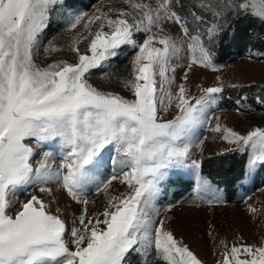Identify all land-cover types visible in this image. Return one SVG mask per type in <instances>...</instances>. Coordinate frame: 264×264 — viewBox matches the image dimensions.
<instances>
[{"label": "snow or ice", "instance_id": "1", "mask_svg": "<svg viewBox=\"0 0 264 264\" xmlns=\"http://www.w3.org/2000/svg\"><path fill=\"white\" fill-rule=\"evenodd\" d=\"M123 2L127 10L70 14L69 28L83 24L88 32L83 37L88 41L86 52L76 46L81 42L77 37L71 46L76 62L59 60L42 67L36 62L40 36L62 0H0V264H130L133 253L143 257V264H203L175 237L166 223L169 217L154 218L159 210L153 201L167 170L193 169L197 192L212 191L199 175L202 161L190 157L193 146L203 151V139L193 145L196 129L213 120L211 130L235 146L227 151L251 149L248 174L264 166V128L240 134L222 127L220 117L210 111L218 107L225 90L221 77L216 76L215 86L201 87L199 96L188 87L195 68L219 71L215 49L233 20L251 16L264 23V0ZM168 25L178 26V37L166 31ZM138 33L144 34L142 41L135 38ZM123 45L138 49L131 61L133 78L124 82L132 100L98 90L86 79L91 70L115 58ZM58 51L51 42L44 49L46 55ZM181 51L186 52V63L174 65L173 58L182 59ZM256 55L264 60V52ZM177 67L185 69L179 83ZM255 100L264 104L262 95ZM173 106L174 117L163 119L161 114ZM51 144L60 150L55 169L49 163L54 153L40 151ZM109 145L118 157L112 161V175L99 181L96 173ZM116 180L128 191L110 196L99 215L89 216L85 190L96 185L97 192L107 193ZM49 182L84 206L70 229L60 215L52 214L50 202L37 195L22 202L16 195L40 185L39 192L51 196ZM16 204L19 210L9 214ZM248 210L258 211L251 205ZM220 243L222 259L217 264H264V245Z\"/></svg>", "mask_w": 264, "mask_h": 264}, {"label": "rangeland", "instance_id": "2", "mask_svg": "<svg viewBox=\"0 0 264 264\" xmlns=\"http://www.w3.org/2000/svg\"><path fill=\"white\" fill-rule=\"evenodd\" d=\"M69 0H62V5L58 4L50 13L48 27L40 36L39 53L36 62L40 66H46L53 61L65 60L69 63L77 61L75 53L71 51L77 37L81 42L76 46L81 52H86L88 41L83 37L88 35L83 24L76 29L69 28V15L86 12L89 15L97 13V9L108 12L109 9L119 10L128 9V5L123 0H79L80 4H70ZM115 18L116 11L111 13ZM191 23V17H189ZM235 22L244 23L248 29V35L242 33L239 49H235L234 55L223 63H214L219 66V71L213 72L210 69L195 68L189 73L188 87L194 96L200 95L201 87L215 86L216 76H220L225 84L222 99L218 101V107L210 110L214 115L220 117L222 127H228L240 134H247L254 128H264V104L256 102L257 95L264 96V60L256 54L264 52V23L251 16H243L232 21V27L228 30L231 33ZM99 22L91 26V31L95 32ZM195 27L194 24L191 25ZM108 29L105 28V31ZM166 31L174 37L179 36V29L176 25H168ZM142 33L136 34V39L142 41ZM55 44L60 51L45 54L44 49L49 43ZM138 49L131 45H123L119 49V54L104 62L100 68L91 70L86 79L98 90L113 92L126 99H134L130 89L124 86L126 80L132 76V59ZM252 55L253 58L249 59ZM177 60L173 58L174 65L184 64L186 52L181 51ZM184 68L177 67L175 72L176 82L181 81ZM172 75L171 72L168 73ZM159 80V77H157ZM237 84L239 87L232 88L228 85ZM175 90V85H173ZM247 97V99H243ZM239 101V103H238ZM174 106L167 112H163V119H172L175 115ZM215 120L211 125L204 124L196 129L193 145L199 139L204 140L203 151L193 146L190 159L201 161L208 160L209 163L222 168L235 177L240 160L244 161L243 178L235 187L237 193L232 201L225 199V194L221 186L220 177L216 179L208 178L201 173L199 175L209 182L212 189L209 191L197 192V176L195 170L188 167L171 168L167 170V175L159 185V193L153 201V207L159 210L156 220H166L168 227L173 230L175 237L182 240L197 255L203 264H217L222 259L220 253L223 251L221 241H225L229 246L234 243H244L250 245H264V166H257L251 174L247 173V161L251 153L248 148L245 152L227 151L235 147L229 145L221 139L220 133L211 130ZM40 151L53 152V157L49 163L53 169L60 163V150L55 144L45 145ZM243 155V157H241ZM103 165L96 173L99 181H106L113 173L112 161L118 157L115 147L109 145L102 153ZM211 158V159H210ZM36 160L40 156L35 157ZM190 163V160L188 161ZM35 166V165H34ZM218 176V175H217ZM188 180L191 185L183 184L182 181ZM48 187L53 188V194L39 192L40 185L29 187L27 194L17 192L20 201L26 202L31 195H37L46 203L50 202L52 214H58L65 221L67 227H73V220L80 214L81 204L76 203L63 191L58 184L49 182ZM218 190V191H217ZM128 191L127 186L118 180L113 181L107 193L96 191V185H91L85 190V195L89 200V216L99 215L108 205L110 196H120ZM209 199H218V203L208 204ZM249 205L255 207L256 214L249 212ZM19 204L9 210V214H15L19 210ZM171 211H167L168 208ZM59 209V212H57ZM103 219V217H100ZM75 226H79L78 223ZM212 231L209 236L208 232ZM67 238V236H66ZM70 247H73L71 244ZM151 259V257H149ZM130 264H143V257L133 253L130 257ZM156 264H164L157 261Z\"/></svg>", "mask_w": 264, "mask_h": 264}, {"label": "trees", "instance_id": "3", "mask_svg": "<svg viewBox=\"0 0 264 264\" xmlns=\"http://www.w3.org/2000/svg\"><path fill=\"white\" fill-rule=\"evenodd\" d=\"M69 1L71 2H68L70 4H80L79 0ZM235 26L236 28H234L231 33L227 32L220 38V43L215 49V63H223L232 55H234L235 49H239L240 47L242 33L248 35V29L245 27L244 23L239 24V22H235ZM241 157H243V155ZM208 161L209 159L202 161V166L200 169L201 173L211 179L220 177L219 181L221 182L219 183H221V186L223 188L225 199L228 201H232L237 193L235 185L243 178L244 161L241 158L237 170L235 171V173H233L236 174L235 177H232L229 172L209 163ZM182 183L191 185V182H189L188 180H184L182 181Z\"/></svg>", "mask_w": 264, "mask_h": 264}]
</instances>
